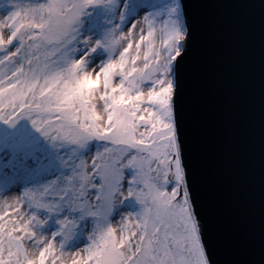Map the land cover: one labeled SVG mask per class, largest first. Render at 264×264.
Here are the masks:
<instances>
[{"label":"snow or ice","instance_id":"obj_1","mask_svg":"<svg viewBox=\"0 0 264 264\" xmlns=\"http://www.w3.org/2000/svg\"><path fill=\"white\" fill-rule=\"evenodd\" d=\"M0 8V264H215L177 120L181 0Z\"/></svg>","mask_w":264,"mask_h":264},{"label":"water","instance_id":"obj_2","mask_svg":"<svg viewBox=\"0 0 264 264\" xmlns=\"http://www.w3.org/2000/svg\"><path fill=\"white\" fill-rule=\"evenodd\" d=\"M181 3L189 53L177 120L193 204L209 220V258L264 264V0Z\"/></svg>","mask_w":264,"mask_h":264},{"label":"rangeland","instance_id":"obj_3","mask_svg":"<svg viewBox=\"0 0 264 264\" xmlns=\"http://www.w3.org/2000/svg\"><path fill=\"white\" fill-rule=\"evenodd\" d=\"M3 3V0H0V4H2ZM6 12V10L4 9V8H0V13H5Z\"/></svg>","mask_w":264,"mask_h":264}]
</instances>
